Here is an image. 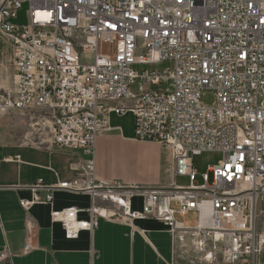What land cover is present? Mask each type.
Returning <instances> with one entry per match:
<instances>
[{
	"label": "built area",
	"instance_id": "1",
	"mask_svg": "<svg viewBox=\"0 0 264 264\" xmlns=\"http://www.w3.org/2000/svg\"><path fill=\"white\" fill-rule=\"evenodd\" d=\"M24 4L28 23L17 25ZM0 52L14 79L8 91L0 81V116L21 112L31 134L86 156L73 164L74 180L40 182L32 199L20 200L26 213L52 204L55 191L84 193L92 198L88 208L51 212L69 240L93 234L102 219L131 231L136 221L154 219L172 235H189L208 260L260 264L264 0H0ZM113 115H132L135 140L163 147L187 189L97 180L96 142L112 130ZM207 152L222 160L197 185L194 159ZM191 213L198 221L189 227L181 220ZM26 231L23 255L36 249L29 219Z\"/></svg>",
	"mask_w": 264,
	"mask_h": 264
},
{
	"label": "crops",
	"instance_id": "2",
	"mask_svg": "<svg viewBox=\"0 0 264 264\" xmlns=\"http://www.w3.org/2000/svg\"><path fill=\"white\" fill-rule=\"evenodd\" d=\"M132 123L128 136L120 123H111L112 130L97 139V180L170 189L177 178L169 153L158 144L136 141L134 118ZM85 158L82 151L54 149L48 135L31 134L28 118L21 112L0 116V254H7L0 264H223L220 257L208 260L205 251L191 244L189 235H172L154 219L136 221L135 231L102 219L93 234L85 231L78 239H67L61 224L52 222L51 212L86 209L92 203L88 194L59 190L52 204L36 205L29 213L22 209L20 200L32 199L38 183L74 180L73 164ZM38 194L45 199L47 191ZM96 202L114 207L108 199ZM134 208H142L141 199L134 200ZM26 219L35 226L36 249L23 255ZM79 219L90 217L80 213Z\"/></svg>",
	"mask_w": 264,
	"mask_h": 264
},
{
	"label": "rangeland",
	"instance_id": "3",
	"mask_svg": "<svg viewBox=\"0 0 264 264\" xmlns=\"http://www.w3.org/2000/svg\"><path fill=\"white\" fill-rule=\"evenodd\" d=\"M28 8H29L28 4H24L22 6V9L20 10L18 14V19L14 21L15 24L24 25L28 23V18H27ZM4 55L2 54V52H0V81L2 83V86L4 82H7L9 84L7 85L8 87H4L8 91L9 89L13 88L14 79H13L12 69L7 64V61ZM213 101H214V98L212 96H208L205 98V102L207 104H212ZM117 117L118 116H112L111 123H120L123 128L124 136H128L129 134H131L133 116L128 115V116L119 117V118ZM220 160H222L221 153H210V152L203 153L200 156L195 157L194 159L195 169L199 172V174H204L207 172L209 166L217 164ZM176 182L179 186H183V187L187 186L189 183L188 179L180 178V177L176 179ZM183 221L188 226L195 225L198 221L197 213H191Z\"/></svg>",
	"mask_w": 264,
	"mask_h": 264
},
{
	"label": "bare ground",
	"instance_id": "4",
	"mask_svg": "<svg viewBox=\"0 0 264 264\" xmlns=\"http://www.w3.org/2000/svg\"><path fill=\"white\" fill-rule=\"evenodd\" d=\"M7 85H9L7 82L3 83V87H8ZM197 185H206V175L197 174ZM177 188L178 189H187V186L183 187V186H179L177 184Z\"/></svg>",
	"mask_w": 264,
	"mask_h": 264
}]
</instances>
